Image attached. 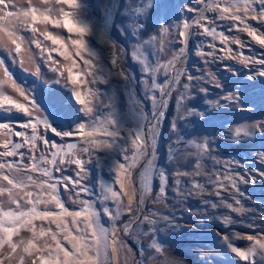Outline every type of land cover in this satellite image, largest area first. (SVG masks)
Returning a JSON list of instances; mask_svg holds the SVG:
<instances>
[{"label":"rangeland","instance_id":"374dc122","mask_svg":"<svg viewBox=\"0 0 264 264\" xmlns=\"http://www.w3.org/2000/svg\"><path fill=\"white\" fill-rule=\"evenodd\" d=\"M27 7V0H17ZM219 2L223 7L222 0H77L78 8L74 10L75 19L88 29V35L84 37L88 52L92 54L93 63L96 66L98 74L111 73L107 76L103 84L87 85L88 88L98 89L99 100L93 101L94 112L90 114L93 121H101L110 118L113 121L112 127L119 132V137L115 142L114 148L110 151H94L89 160L84 155V160L88 161L84 168L88 174L87 179L81 180L76 173L79 171L75 164L61 165L62 171L53 169L54 181L60 180L57 185L56 194L59 195L61 202L65 204L70 211L80 210L79 200L88 199L93 202L97 211H101V222L105 227H115L117 229V239L121 240L124 252L118 256L113 264H264V252L257 249L255 257H249V261L241 260L230 251L224 242L227 236L229 242L234 247L246 251L251 247L252 242L246 237H264V175L261 170L264 164L260 163L259 153L264 151V138H261L259 129H251L250 137L234 136V130L237 127L245 125L258 124L264 120V110L261 105V89L264 88V77L256 75L257 70L264 69V65L247 66L239 63L235 57L243 59L245 57L260 60L264 59V46L258 43V38L264 36V22L259 19H247L246 23L257 30V38L249 36L246 31H240L244 25L240 21L231 19H219V13L208 11L204 16L208 19L202 21L205 27H216L217 32H224L225 36L232 39H239L241 45L229 43L228 47L232 49L231 59L215 60L212 63L205 64L204 59L211 60V57H199L195 53L197 45L203 42L204 47L200 49L203 52L212 51L207 45L212 41L211 37L204 35H193L187 41V57L184 67L193 77L206 76L208 71L216 74L217 78L227 86L231 92L244 91L245 95L241 97L244 104L251 111L241 110L237 104L235 107L227 106L224 108L213 109L209 104L203 102V94L197 93L196 99L192 102L200 111L205 112L204 118H189L191 122L183 119L184 109H177V95L174 92L167 102V107L161 109L160 94L157 95V111H164V116L156 128L157 136V161L156 163L164 168L167 173L172 174L179 171L190 173L189 175H169L167 198H161L153 203L156 199L158 182H154L152 193L146 197L144 205V214L147 215L150 210L157 213L158 223L155 227L154 235H144L152 226L148 223L141 224L143 216L130 225L133 229L131 235H124L120 230L129 221V215H122L119 220L113 221L102 213L100 200L105 187L111 185L113 190L118 191L119 185L115 183V172L113 169L116 164L122 161L120 149L127 146L128 137H135L144 125L147 128L156 124L152 117L153 105L150 98L144 94L143 87L140 83L145 77L142 76V66L133 60L132 52L140 47L148 59H154L156 53L151 47V40L154 47L163 45L169 51L161 55V60L171 59V49L178 50L183 47L179 43L182 37L177 33L181 29H176L175 24L185 22L192 23L204 9V4H213ZM34 6L41 10L46 7L53 8V14L48 22H41L38 18L33 25L37 32L33 35L29 30L22 31L20 34L25 36V43L21 45V52L9 55L7 50L0 49V59L5 60V67L9 69L12 79L23 88L27 89L33 102L38 107L56 108L67 114L72 119L71 129L65 128V132L73 131V135L64 138L55 137L53 133L48 132V136L57 143H75L81 145L84 139L83 134L76 132L75 129L82 123H87L90 116H86L80 109L83 105L76 102L75 96L71 89L75 88L82 93L86 90L84 81H91L92 77L85 75V66L83 59L88 58L84 53L77 56L76 46L73 41L79 39V36L73 28L71 32L63 27V18L58 15V10L63 8L65 11H72L67 3L57 4L54 0H48L45 4L43 0H32ZM159 3L160 7H157ZM257 12L260 5H253ZM191 9V10H190ZM242 15V14H241ZM215 23L211 24L210 21ZM55 21H59L56 24ZM161 26L170 27V33L164 34L160 31ZM66 27L68 25L66 24ZM58 36L61 44L53 45L50 40L45 39L44 32ZM190 31L203 32V27L197 29L193 25ZM33 40H38L43 49L35 47ZM170 41H176L170 43ZM218 50L225 49L219 39L215 42ZM14 49V46H13ZM225 51H217L218 57L225 56ZM113 52L118 53V63H121L122 70L127 74L128 79H122L112 68L111 57ZM66 53L68 59H65ZM50 57V59H49ZM15 61V62H13ZM78 66V67H77ZM71 68V75L77 78L73 84L69 79L68 69ZM228 69H231L229 71ZM3 69H0V79L5 80L4 90L6 94L13 96L21 102L23 97L14 92L11 88V82L7 81L2 75ZM255 77V79H249ZM164 77L158 76V81L162 82ZM183 82V81H182ZM203 83V82H201ZM235 85V87H233ZM203 87L209 89L207 99L215 102L219 98L221 89H215L210 84H203ZM179 89H177L178 91ZM249 101H255L254 104ZM26 103V102H25ZM221 103H225L221 101ZM110 105L105 107L104 105ZM139 105V107H138ZM143 110V115L141 114ZM47 115V113H45ZM144 117H148L145 124ZM28 118L22 112L15 109L11 113H4L0 110V122H7L13 125V131L19 129V124ZM173 121L177 124V132L171 129ZM234 121V122H233ZM222 125V127H221ZM42 128V126H41ZM30 131V130H28ZM53 131L56 129L53 127ZM5 130L0 129V133ZM177 135L183 141H193L195 144L205 141L211 143V157L207 156L201 161L204 166V172L201 175H194L195 161L197 150L193 146L188 148L186 145L181 146L177 142ZM0 135V140L4 139ZM22 138L13 137L14 142H20ZM38 147H43L42 142H38ZM28 145H25L20 151L28 154ZM2 151V149H0ZM36 155H39L37 152ZM219 164H215V160ZM8 160L21 162L19 157H9ZM230 162V163H229ZM237 162H239L238 166ZM31 164L27 158L22 162ZM49 167H51L49 165ZM235 169L234 172L230 171ZM218 173L221 177L225 172L236 176L239 174L248 183H241L237 180L240 193L230 186L216 195L218 185L208 180V173ZM34 179L46 180L37 172H29ZM64 176L71 178L69 182L62 180ZM180 180L179 185L182 194H177L173 188V181ZM79 181V183H76ZM203 185V188H194L193 184ZM225 184L228 181H224ZM88 188L85 193L81 189ZM39 191L38 189L36 190ZM46 193L50 190H45ZM79 192L77 197L76 193ZM220 197L224 198L227 203H232L234 207H243L245 212L237 214L225 208ZM233 197L239 198L241 204L237 205ZM47 199V195L44 197ZM125 203L127 197L123 198ZM75 201V203L73 202ZM106 206L114 209V203L109 200L104 202ZM213 204L217 205L215 208ZM7 207V206H6ZM43 208L44 205H39ZM53 211H58L54 203L48 205ZM134 207V206H133ZM231 218L233 223L225 225L223 220L225 216ZM161 217H167V221ZM70 219V218H69ZM37 227H52L49 221H35ZM75 235V233H73ZM21 236L30 239L32 234L26 230H21ZM63 233L58 234V238L63 241ZM19 237L14 236V240ZM161 244L163 251L158 258L153 259L156 255L155 250L149 245L153 240ZM48 242L52 244L50 235L41 237L36 241L38 247ZM68 244L67 241H63ZM111 242V240H110ZM71 247L70 244H68ZM44 250L34 257H26V264H31L32 259L37 260L39 264V255H46ZM18 264V262H17Z\"/></svg>","mask_w":264,"mask_h":264},{"label":"snow or ice","instance_id":"6c2138e0","mask_svg":"<svg viewBox=\"0 0 264 264\" xmlns=\"http://www.w3.org/2000/svg\"><path fill=\"white\" fill-rule=\"evenodd\" d=\"M43 2L47 4L48 0H43ZM54 2L57 4L67 3L68 7L72 9V11H65L63 8H60L58 15L63 18V27L67 28L69 32L75 28L79 36V39L73 41V44L76 46L75 54L82 56L86 53L88 57L83 59V64L86 70L85 75L92 77V79L91 81H84L86 90L83 93L75 88L71 89V92L75 96L76 102L83 105L80 111L86 116H90L94 112L93 101L99 100L100 96L98 89L88 88L87 85L89 83L103 84L111 73H97L92 54L88 52L84 39L88 35V29L82 26L74 17V10L78 8L77 0H54ZM222 2L223 7H221L219 2L213 4L205 3L203 11L200 12L199 17L192 23L185 22L182 25H174L176 29L182 28V30L178 31L177 36L183 38L178 41L183 44V47H180L178 50L171 49V59L166 61L161 60V55L169 51V49H166L163 45L154 47L153 41L156 40V37H153L150 42L151 47L156 53L154 59L146 58L144 51L140 47H137L132 52L133 60L142 66V76L145 78L140 83L145 96L152 101V117L156 121V124L150 125L147 131H145L144 125L143 129L135 137H128L127 146L120 149V155L123 159L113 169L115 172V183L119 185V190H113L111 185L102 186L105 187V191L102 193V200L99 201L102 213L108 216L113 221V224L122 215H129L128 223L120 230L121 234L131 235L133 229L130 225L134 224L140 216H143L141 224L146 222L152 226L144 235H154V226L158 223L156 219L157 213L154 210H150L147 215L144 214L146 197L152 193L154 182H158L159 187L153 203L161 198L166 200L169 175L190 174L184 171L169 174L156 163V128L160 122V118L164 116V111H157L156 109L157 92L160 94L159 103L161 109L167 107L168 100L175 92L177 95V109H184V116L182 118L189 122H191L189 118H204L205 116V112L198 110L197 106L192 103L196 99L197 93L203 94V102L209 104L213 109L224 108L229 105L235 107L239 104L241 110L251 111L241 100V97L245 95L244 91L231 92L212 71H208L206 76L193 77L187 72L186 67H184L187 57V41L193 35H204L212 38L213 42L207 45L212 51H201L200 49L204 47L203 42L196 46L197 51L195 54L197 56L212 58L211 60L204 59L205 64L212 63L215 60L233 58L232 49L228 47L229 43L238 44L243 47L239 39L229 40L224 32H217L216 27H205L202 21L208 18L204 16V12H218L219 19L221 20L231 19L233 21H240L244 25L240 31H246L249 36L257 38V30L247 24L246 20L250 18L252 20L259 19L261 22H264V0H222ZM201 3H204V0H201ZM256 4L261 6L259 12L253 6ZM157 7H160L159 3H157ZM52 14V7H46L41 10L39 7L34 6L32 0H27V7L23 3H18L17 0H0V49L7 50L9 55L12 54L13 50L19 54L21 52V45L25 43V36L20 33L30 29L34 35L37 32V28L33 25L37 22L38 18L41 22H48ZM55 23L59 24L60 22L55 21ZM210 23L214 24L215 21L211 20ZM66 24L68 27H66ZM193 25L197 29L203 27V32L190 31ZM160 31L164 34H169L170 27L161 26ZM43 34L45 39L50 40L53 45H62V41L58 36L50 35L47 31ZM217 39L225 46L226 51L223 57L216 55L217 51L225 50H218L216 48L214 42ZM32 42L35 43L36 48L41 49L42 54L43 49L40 42L38 40H33ZM174 42L176 41H170V43ZM258 43L264 46V36L258 38ZM61 55H64L65 59H68L66 53H61ZM235 58L245 66L249 63L264 65V59ZM111 63L116 74L122 79H128L127 74L122 70L121 63H118L117 52H113ZM0 69H3V77H6L7 81L11 82L13 91L18 93L20 97H23L24 101L21 102L18 99H14L13 96L6 94L4 90L5 80L0 79V110L4 113H11L15 109L17 112H22L28 118L19 124V129H23V131H13V125L7 122H0V129L5 130L4 133H0V135L5 136L4 139L0 140V149H2L0 151V264H17V262L18 264H26V257H34L44 250L47 251V254L39 255V264H113V261L125 250L121 240L117 239V229L114 226L109 228L102 224L101 211H97L93 202L88 199L79 200V204L81 205L80 210L70 211L61 202L59 195L56 194L57 185L61 181L56 180L53 182V169L55 171H62L61 165L72 164H75L79 169L76 175L81 180L87 179L88 174L84 165L88 161H85L83 157L87 155L89 160H91L94 151H110L114 148L120 134L112 127L113 121L110 118L93 121L90 116L87 123H82L75 129L76 132L82 133L84 137L80 146L75 143H57L48 136V132L50 131L55 137H59L63 141L64 138L73 135V131H64L66 127L71 129L72 119L56 108H44L42 111L41 107H38L33 102L30 92L12 79L9 69L5 67L4 59H0ZM228 70L231 71V69ZM68 72L69 79L75 84L77 78L71 75V68L68 69ZM160 75L164 77L162 82L158 81V76ZM256 75L264 77V69L257 70ZM249 79H255V77H249ZM203 84H210L215 89H221L219 98L215 102L207 99L209 89L203 87ZM177 89L179 90L177 91ZM221 101L225 103H221ZM249 103L254 104L255 101H249ZM261 105L262 110H264V88L261 89ZM104 106L110 107L107 104ZM141 114L143 115V110H141ZM144 120L146 124L148 117H144ZM53 127L56 131H53ZM253 128L259 129L261 138H264V120H261L258 124L235 128L234 136L237 138L250 137L252 135L251 129ZM171 129L174 133L177 132L175 121L171 124ZM13 137H20L22 139L20 142H14ZM38 142H42L43 147H38ZM177 142L182 147L186 145L188 148L193 146L196 148V171L194 175H201L204 172V166L201 161L206 156L212 159L211 143L205 141L195 144L191 140H181L179 135H177ZM25 145L29 146L28 154L20 151ZM37 152L39 155H36ZM9 157H19L21 162H10L8 160ZM25 158L30 160L31 164L22 163ZM259 159L260 163L264 164V151L259 153ZM214 163L219 164L220 161L217 159ZM237 164L241 166L239 162ZM230 171L234 172L235 169L230 168ZM29 172H37L41 177H46L47 179L43 181L34 179L32 175L28 174ZM261 174L264 175V169L261 170ZM207 175L211 183L218 185L217 196H220V192L228 189L229 186L242 196L243 193H240L237 180L239 179L241 183H248L239 174L233 176L225 172L223 177H221L218 173L213 172ZM62 180L69 182L71 178L64 176ZM224 181H228V183L225 184ZM76 183H79V181H76ZM180 183V180L173 181V188L177 194H182V190L179 187ZM193 187L202 189L203 185L194 183ZM37 189L39 190L38 192L36 191ZM46 189L50 191L46 193ZM81 190L85 193L89 191L87 187H83ZM45 195H47V199L44 198ZM76 195L78 197L79 192ZM124 197H127L126 203L123 199ZM220 199L223 206L231 210V212L237 214L245 212L242 206L234 207L232 203L225 202L223 197H220ZM233 199H235L237 205L241 204L239 198L233 197ZM109 200L114 203V209L109 208L104 203ZM73 202L75 203V201ZM52 203L56 205L58 211H53L48 207ZM41 204L44 205L43 208L39 207ZM212 206L215 208L217 205L213 204ZM161 218L165 221L168 219L167 217ZM37 220L49 221L50 225L55 226V230L52 227L38 228L34 223ZM223 223L230 225L233 221L226 215ZM21 230L30 232L32 234L31 238L25 239L22 237ZM59 233L64 234L63 241H67L71 247L58 238ZM49 235L53 243L49 244L45 242L42 247H38L36 241L41 237ZM14 236L19 237V239L14 240ZM223 239L230 251L244 261H249V257H255L257 249L264 252V237L257 238L253 235H248L246 239L251 241L252 245L246 251L234 247L229 242L227 236ZM149 247L155 250L156 255L152 257L153 259L158 258V255L163 251L161 244L155 239ZM31 264H37V260L32 259ZM140 264H143V262L141 261ZM250 264H255V262L252 261Z\"/></svg>","mask_w":264,"mask_h":264}]
</instances>
